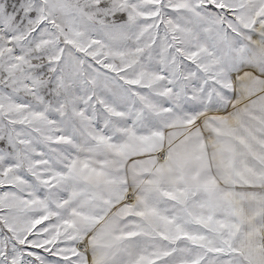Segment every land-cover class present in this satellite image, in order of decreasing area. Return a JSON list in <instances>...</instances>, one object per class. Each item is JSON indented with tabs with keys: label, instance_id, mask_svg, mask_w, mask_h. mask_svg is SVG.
I'll use <instances>...</instances> for the list:
<instances>
[{
	"label": "snow or ice",
	"instance_id": "6c2138e0",
	"mask_svg": "<svg viewBox=\"0 0 264 264\" xmlns=\"http://www.w3.org/2000/svg\"><path fill=\"white\" fill-rule=\"evenodd\" d=\"M0 264H264V0H0Z\"/></svg>",
	"mask_w": 264,
	"mask_h": 264
}]
</instances>
